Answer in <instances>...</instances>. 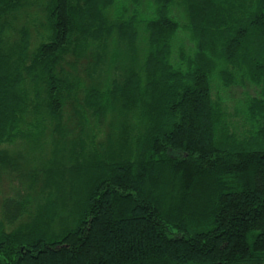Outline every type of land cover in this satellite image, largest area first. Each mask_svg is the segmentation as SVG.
I'll list each match as a JSON object with an SVG mask.
<instances>
[{
	"label": "trees",
	"instance_id": "16d2710c",
	"mask_svg": "<svg viewBox=\"0 0 264 264\" xmlns=\"http://www.w3.org/2000/svg\"><path fill=\"white\" fill-rule=\"evenodd\" d=\"M142 1L0 0V264H264V0Z\"/></svg>",
	"mask_w": 264,
	"mask_h": 264
},
{
	"label": "rangeland",
	"instance_id": "374dc122",
	"mask_svg": "<svg viewBox=\"0 0 264 264\" xmlns=\"http://www.w3.org/2000/svg\"><path fill=\"white\" fill-rule=\"evenodd\" d=\"M143 2H147L150 3L152 2V0H143ZM120 6L118 4H114V7H111L110 12L116 14V10L115 8H119ZM175 8V12L178 13H182V9L183 6L180 3V0H176L174 6ZM145 9V7L143 5H141V10ZM98 48L100 49H104V47H101L97 44ZM93 66V72H94V77L99 78L100 80L102 78L105 77L106 75V65H103L101 63H97L94 64ZM219 83V82H217ZM224 85V84H223ZM225 87L222 86H214L212 89V96L217 99L220 102V106L222 108V110L224 112H229V114H231L232 116V128L234 129L235 132H238L240 130V128L243 126V122L242 120L238 119L237 117L240 116H236L235 113L233 112L234 110H241L243 108V104H244V93L248 91H252V87L248 86V88L246 89L245 87H239L237 84H233L232 86H228L224 85ZM87 124L86 122H81L80 124V129L81 132L79 133L78 137V142H77V150L76 152H78L79 154H77L79 157L81 156H89V155H93V152L90 148H88V144H91V137L88 135V129H87ZM61 125L58 122H52L49 126H48V136L46 137V145L43 148H27V150L29 151V157L32 161L28 162H32L30 165L34 166L35 168L32 170V172H39L40 174H44L45 179L44 182L41 180L37 181V176L35 175L34 178V185L38 186L41 185L42 182V186L45 188V186H50L46 180L51 177V176H66L68 175L67 170H69V166H66L64 164H62V162H60V160L62 158H60L61 156V151H60V147L57 146L56 144V138L57 136H60L61 134ZM50 132H52V135H50ZM241 132V131H239ZM61 137V136H60ZM60 143V142H59ZM8 146V145H7ZM25 152V151H24ZM75 152V154H76ZM76 156V155H75ZM35 161V162H33ZM78 162V161H77ZM51 165V166H50ZM48 166V167H47ZM49 166L51 169H49ZM43 167L47 168V169H43ZM37 169V170H36ZM44 171V172H43ZM56 173V174H55ZM35 174V173H34ZM14 176V174H12ZM39 176V174H38ZM43 176V177H44ZM15 182V184L20 183L21 181L17 179V181H13ZM59 183H62V181H59ZM8 187L3 188V194H5L7 191ZM60 194L63 193L62 190H57ZM49 197L51 200L54 199V197L52 196L51 193H49ZM63 200V199H60Z\"/></svg>",
	"mask_w": 264,
	"mask_h": 264
}]
</instances>
